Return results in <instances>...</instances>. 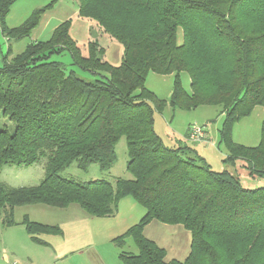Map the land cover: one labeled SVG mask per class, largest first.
I'll return each mask as SVG.
<instances>
[{"label":"trees","instance_id":"16d2710c","mask_svg":"<svg viewBox=\"0 0 264 264\" xmlns=\"http://www.w3.org/2000/svg\"><path fill=\"white\" fill-rule=\"evenodd\" d=\"M59 0L35 10L20 26L3 31L20 40L40 15ZM14 0L0 1V20ZM79 16L94 21L123 47L121 63L103 60L104 49L88 43L81 55L70 36V21L47 41L31 42L0 66V170L30 167L41 160L44 178L36 186L0 182V220L16 224L15 209L28 205H77L91 218L113 217L130 197L145 214L113 239L122 264H264V187L242 185L240 171L264 180V120L260 142H232L235 122L264 109V0H77ZM182 40L178 43V32ZM70 57V69L60 61ZM187 73L190 93L180 80ZM149 73L173 75L169 104L174 110L219 107L218 131L226 155L213 171L189 146L166 147L154 129V112L164 101L145 87ZM124 137L128 179L80 184L59 174L75 164H97L109 171L115 146ZM152 221L180 225L190 234L183 261H166V252L145 238ZM37 241L58 228L20 223ZM130 239L137 254L124 251ZM38 242V241H37Z\"/></svg>","mask_w":264,"mask_h":264},{"label":"rangeland","instance_id":"374dc122","mask_svg":"<svg viewBox=\"0 0 264 264\" xmlns=\"http://www.w3.org/2000/svg\"><path fill=\"white\" fill-rule=\"evenodd\" d=\"M29 2L42 3L47 2L48 0H25ZM182 40L180 31L178 32V43ZM7 43L4 38L0 35V49L3 51V55L6 54ZM0 66L2 65L3 57H0ZM109 61L114 64H118L119 61L116 60L114 55L108 57ZM59 61L67 68L70 69V57L68 54H63L59 57ZM117 62V63H116ZM160 75L149 73L145 80V87L154 90L159 94V99L164 101V106L160 111L155 110L154 112V127L155 132L161 138L163 144L170 146L172 141L183 139L186 132L187 126L190 124H197L204 128L206 134V140L210 145L205 148H201L203 153L209 158L211 169L215 172H220L221 167L232 170L231 168L224 166L222 164V159L226 155V150L223 145L219 144L218 131L221 128L223 122V115L220 114L219 107L214 106H199L192 110H172L169 104V99L166 97V89L169 88L166 86L167 83H164ZM169 79V78H168ZM173 85V78H170ZM180 80L183 88L186 92L190 93V80L187 73L180 74ZM171 85V86H172ZM264 120V109L261 106H256L251 114L247 117L241 118L232 128L231 139L233 143L243 145L245 147H255L260 142L261 134V125ZM7 125L11 127L12 124L7 122L5 119L0 118V127L2 125ZM205 143H198L199 147ZM115 155H116V164L109 171H101L97 164H91L87 170L83 171L77 168L75 164H72L65 170H63L59 176L64 179L73 180L80 184H86L95 180H108L113 183L116 178L128 179L130 175L126 172V162L128 160L126 154V142L125 138L122 137L115 146ZM44 163L45 160L30 166V167H15V166H5L0 170V182L13 188L18 187H30L38 185L44 178ZM242 185L246 187H264V180H258L251 178L246 175L245 172H239ZM20 209L16 210L18 213L23 211H31L36 213H42L46 210L48 216L55 217L62 215L58 210H49L44 205H28L23 206ZM78 209V208H77ZM80 211V210H79ZM53 213V214H52ZM145 210L143 207L134 203L132 198L127 197L120 201L118 206L117 213L112 218L108 220H99L101 223L99 228L103 227V224H106L104 221L109 223H118L119 228L123 226H133L143 217ZM155 225H162L159 222H154L152 226L146 231V238L151 239L161 248H164L166 251V261L176 259L178 261H183L189 253V241L190 234L180 225H165L163 233L160 235L157 233ZM3 226L0 225V264H6L4 260V255L2 253V235H3ZM174 231V232H172ZM118 235V234H117ZM116 235V236H117ZM104 238H101L103 242ZM180 244L184 246V253L180 255L174 254V249ZM36 249H41L39 246H36ZM95 254L98 258L105 264H122L119 260V249L112 243L106 242L102 247H97L94 249ZM124 251H128L133 254H137V249L133 242L130 239L126 240ZM94 253V252H93ZM28 253H24L20 247H17V252L14 258L10 259V264H28L29 256ZM9 257V254H6ZM38 257V256H37ZM42 257V256H41Z\"/></svg>","mask_w":264,"mask_h":264},{"label":"crops","instance_id":"0c3cea01","mask_svg":"<svg viewBox=\"0 0 264 264\" xmlns=\"http://www.w3.org/2000/svg\"><path fill=\"white\" fill-rule=\"evenodd\" d=\"M47 4V2L36 3L25 0H14L7 14L0 20V35L7 43L5 56L9 55V57H13L20 54L31 42L47 41L58 25L66 21H70V36L76 42L83 57L87 56L88 43L97 42L99 46L104 49L103 60L111 66L120 65L123 47L119 42L105 34L94 21L79 16V5L77 0H59L52 6V8L45 10L40 15L37 25L30 31L27 37L20 40H6L3 31L20 26L35 10L45 7ZM111 55H114L116 60L119 61L118 64H114L109 61L108 57ZM1 56L4 57L2 49H0V57ZM162 78H167L162 79V81L167 83L166 86L169 87L166 89V97L168 99L171 95L172 89V82L170 78H173V75L162 76ZM147 89L153 92L158 98L160 97L156 91L150 90V88ZM189 126L190 124L187 126L183 139H175L172 141L170 146L164 145L168 148H175L183 145L189 146L194 149L210 166V160L207 154L205 155L201 150L203 147L207 148L210 143L207 142L206 137L204 141L200 142L205 143V145L202 144L200 147L198 143L189 142L187 138ZM224 169L225 168L222 166L221 171ZM20 208L21 207L15 209L14 211V220L16 224L9 227H2L3 235L1 237V245L6 264H10V259L15 257L17 247H20L24 253H28V264H105V262H102L95 254L94 249L96 246L102 247L106 244V242H108V244H114L113 239L125 233V231L129 228L128 226L119 228L118 223H110L111 221H109V223L104 221L106 224H103V227L99 228L98 226H100L101 223L98 222L99 220L95 219L108 220L112 217L91 218L87 216L86 213L77 205H70L62 209L47 207L49 210H58L60 212L58 214L64 212L59 216L55 213V217L48 216L44 213L47 212L46 210L42 213L27 210L18 213L16 210H24ZM24 216H26L31 222L56 227L58 228V231L54 234H38L36 236L38 242L33 241L31 238L32 236L26 231L25 227L19 224ZM154 222L156 221L150 222L144 228L143 235L145 238L147 237L146 231L150 226H152V224H154ZM0 225H2L1 220ZM163 225L165 226V224ZM164 226L155 225L156 231L159 235L163 233L165 228ZM101 238H104L103 242H101ZM36 246H39L41 249H36ZM183 251L184 246L178 244L174 249V254L180 255L181 253H184ZM6 254H9V257H7Z\"/></svg>","mask_w":264,"mask_h":264},{"label":"built area","instance_id":"2783aa9c","mask_svg":"<svg viewBox=\"0 0 264 264\" xmlns=\"http://www.w3.org/2000/svg\"><path fill=\"white\" fill-rule=\"evenodd\" d=\"M205 137H206V134H205L203 127L197 124H192L188 127L187 138L189 142L200 143L204 141Z\"/></svg>","mask_w":264,"mask_h":264}]
</instances>
